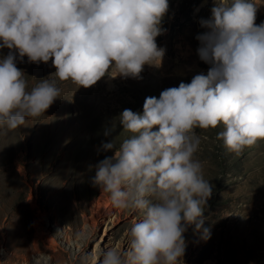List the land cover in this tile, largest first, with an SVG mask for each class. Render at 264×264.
I'll return each mask as SVG.
<instances>
[{
  "label": "clouds",
  "instance_id": "obj_1",
  "mask_svg": "<svg viewBox=\"0 0 264 264\" xmlns=\"http://www.w3.org/2000/svg\"><path fill=\"white\" fill-rule=\"evenodd\" d=\"M168 11L169 0H0V49L10 50L0 59V128L39 119L61 96L49 78L29 87L16 52L21 61H52L53 76L79 88L106 76L140 79L145 65L162 61L156 38ZM256 19L253 0H214L197 36L207 75L147 97L142 115L120 114L122 134L131 135L102 144L114 155L100 161L92 183L142 219L127 249L106 248L100 264H183L190 225L210 238L204 211L213 185L195 159V130L223 125L218 138L236 154L264 141V23Z\"/></svg>",
  "mask_w": 264,
  "mask_h": 264
},
{
  "label": "rangeland",
  "instance_id": "obj_2",
  "mask_svg": "<svg viewBox=\"0 0 264 264\" xmlns=\"http://www.w3.org/2000/svg\"><path fill=\"white\" fill-rule=\"evenodd\" d=\"M256 23H264V0H253ZM214 0H169V11L156 38L164 56L145 65L140 79L106 76L91 88L60 82L52 61L17 67L29 87L50 79L61 96L39 119L16 130L0 128V264H100L103 251L128 246L132 225L142 219L133 209L115 207L92 183L97 166L130 136L119 123L125 109L143 114L147 97L207 75L211 65L200 59L197 36L207 29ZM10 50L0 49V59ZM216 129L195 132V154L213 194L204 211L205 240L190 225L184 234L183 264H264V141L240 154L230 152ZM110 132L106 136L105 132ZM104 207V208H103Z\"/></svg>",
  "mask_w": 264,
  "mask_h": 264
},
{
  "label": "bare ground",
  "instance_id": "obj_3",
  "mask_svg": "<svg viewBox=\"0 0 264 264\" xmlns=\"http://www.w3.org/2000/svg\"><path fill=\"white\" fill-rule=\"evenodd\" d=\"M104 208V207H103Z\"/></svg>",
  "mask_w": 264,
  "mask_h": 264
}]
</instances>
